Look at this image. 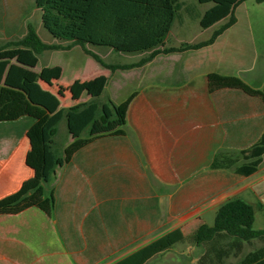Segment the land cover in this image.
<instances>
[{
	"label": "crops",
	"instance_id": "0c3cea01",
	"mask_svg": "<svg viewBox=\"0 0 264 264\" xmlns=\"http://www.w3.org/2000/svg\"><path fill=\"white\" fill-rule=\"evenodd\" d=\"M247 1L237 5L236 22L213 43L158 53L138 67L112 71L81 46L91 65L77 64L66 82L64 65L46 56L40 84L59 98L62 107L105 91L116 103L137 95L124 134L98 137L57 167L45 188L46 195L54 198L51 213L32 206L0 215V264H115L175 229L189 235L200 223L212 225L207 214L214 213L215 219L218 208L231 198L264 206L260 166L250 175L238 174L234 167L212 166L216 153L229 155V150L248 148L264 132L260 96L229 87L210 91L208 86V74L232 75L246 57L257 55L248 49L256 46L254 26L242 22L238 13L249 14L241 10ZM180 3L166 47L207 40L225 22L203 28L200 17L213 3ZM38 9L36 0H0V45L22 38L28 29L27 25L18 35L13 21L7 30L6 15L17 22L21 14ZM199 28L212 33L201 39L189 37ZM52 38L55 41L48 43L62 48L47 50L70 51L79 45L69 48L70 40H62L69 42L63 44ZM145 53L149 54H139ZM29 119L20 132L13 127L9 134H0V198L16 192L34 175L27 163L31 146L27 131L33 122ZM72 140L69 134L67 144ZM175 245L144 264H199L204 250L198 254L196 245ZM171 256L175 259L168 260Z\"/></svg>",
	"mask_w": 264,
	"mask_h": 264
},
{
	"label": "trees",
	"instance_id": "16d2710c",
	"mask_svg": "<svg viewBox=\"0 0 264 264\" xmlns=\"http://www.w3.org/2000/svg\"><path fill=\"white\" fill-rule=\"evenodd\" d=\"M242 1L199 0L213 3L200 17L203 28L225 22L207 40L169 47L164 46L165 40L179 17L180 0H36V5L42 11L43 26L54 38L81 45L103 66L115 71L141 66L158 53L197 49L213 43L236 22L235 9ZM87 44L124 54H149L136 62L108 63ZM58 48L62 45L43 41L31 22L22 38L0 45V122L33 119L27 131L31 144L27 163L34 171L16 192L0 198V215L19 213L32 206L51 213L54 198L46 195L45 188L54 179L57 167L98 137L125 133L128 111L137 92L120 103L102 92L88 101L62 107L59 98L41 86L40 77L45 74L36 70L39 54ZM207 77L210 91L237 88L264 101V89L252 87L239 76L212 72ZM63 118L73 140L60 155L56 136ZM240 153L244 161L237 163V158L218 152L212 166L234 167L241 175L256 172L264 155V132ZM254 223L255 207L243 198H231L218 208L212 225L200 223L189 235L181 228L175 229L115 264H144L153 255L183 241L204 249L199 264H264V245L250 250L239 261H224V257L243 253L246 243L264 241V228L258 229Z\"/></svg>",
	"mask_w": 264,
	"mask_h": 264
},
{
	"label": "rangeland",
	"instance_id": "374dc122",
	"mask_svg": "<svg viewBox=\"0 0 264 264\" xmlns=\"http://www.w3.org/2000/svg\"><path fill=\"white\" fill-rule=\"evenodd\" d=\"M241 10H246L248 15L241 14L240 11L238 12L240 14V18L242 22H251L253 24V34H254V44L251 43L253 47H249L248 49L251 51H257V55H250L249 57H246L245 63L240 66L239 68H234L232 75L241 77L246 83L251 85L255 88L264 89V2L258 3L255 0H248L246 2L245 7ZM248 19V20H247ZM15 28H19V34L22 35L26 31V27L28 23H33L39 33V35L42 37V39L45 40L46 43L55 41L53 40V36L49 33V31L43 26L42 24V11L41 9H38L36 13H29V14H21L18 16L17 22L12 18L10 15L5 16V28L7 30L10 29V26L13 24ZM212 31H207L202 33V29L199 28L198 30L191 32L190 36L194 39H201L202 37H205L209 34H211ZM50 36V37H49ZM58 42H63V44H67L69 42L57 40ZM56 41V42H57ZM250 42V41H249ZM71 44V43H70ZM75 45H70L69 48L74 47ZM87 47L91 49L92 51H95L99 56L103 58L108 63H127L132 62L134 60H137L141 58L142 56H147L148 53L145 54H124L120 52H116L113 49L110 50L108 48L102 50L98 48V46H92L90 44H87ZM46 56H51L56 59L55 61L60 62L64 65L66 68L65 72V81L68 82L73 77V67H77V64L86 65L88 67L91 65L90 63V57L87 58L85 56L84 52L82 51L81 45H77L70 51H57V50H45L42 53H40V63L38 66V69L42 74H44V67H45V61ZM85 56V57H84ZM88 70H92L89 68ZM105 96H108V92L105 91ZM68 101V100H67ZM66 101V103H67ZM28 118V119H27ZM26 119H21L19 121H4L0 122V134H9V131H12L14 128H16L19 132L24 128V125L26 122H28L30 117H27ZM14 127V128H13ZM22 133V132H21ZM87 133V131H86ZM56 144L57 148L59 149L58 153L60 155L64 154V148L67 145L69 141V132L67 130L66 125V119L63 118L58 125V135L56 136ZM241 150H229V154L233 156L234 158H237V163H241L244 161L241 153ZM258 175L261 177L262 182L264 181V160L260 165V171ZM206 220L208 223H213L214 220V213L209 212L206 216ZM256 228H264V206H256L255 207V223ZM264 245L263 241L257 240L254 244L246 243L243 248V253L239 255H230L228 257H224L225 262H236L241 259V257L248 251L252 250L253 248L259 247ZM177 247H184L187 248L191 246V243L187 241H183L180 244L175 245ZM203 251V248L197 247V253ZM179 257V256H178ZM170 259H175L174 256L168 257Z\"/></svg>",
	"mask_w": 264,
	"mask_h": 264
}]
</instances>
